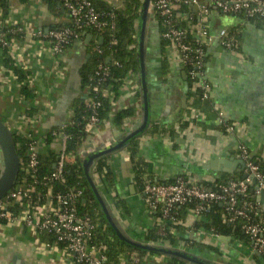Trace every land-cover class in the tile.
<instances>
[{"label": "crops", "instance_id": "0c3cea01", "mask_svg": "<svg viewBox=\"0 0 264 264\" xmlns=\"http://www.w3.org/2000/svg\"><path fill=\"white\" fill-rule=\"evenodd\" d=\"M100 1L122 6V0ZM67 24L69 16L63 8L56 15L41 0H9L7 14L0 10V38L11 35L8 56L20 70L29 72L30 87L36 94L34 100L21 96V84L14 71L6 67L0 46V119L21 143L27 142L30 133L40 138L42 157L58 153V141L48 142L46 137L70 124L75 101L88 97L80 72L97 53L91 46L93 35L87 43L91 34L86 33L67 50L55 54L47 35L55 26ZM144 29L141 53L140 20L138 44L131 56L133 66L117 98L113 94L108 97V119L102 125L87 127V138L69 158V164L78 163L92 178L113 228L133 243L180 251L183 255L179 258L187 264H263L250 253L249 244L235 240L225 243L203 225L197 226L202 219H196L188 208L180 211L184 225L176 229L174 242L169 238L161 243L154 232L156 214L148 207L143 187L146 180L168 183L183 174L205 185L240 176L243 164L236 150L241 144L264 162V22L212 12L209 29L215 38L206 56L211 93L201 100L189 96L185 69L179 62L169 61L166 49L163 51L159 19L148 13ZM222 29L234 38L237 53L220 45ZM127 109L132 114L117 123L118 113ZM220 110L235 126L234 132L228 133L221 125ZM2 157L0 150V170ZM108 170L113 186L106 180ZM105 219L110 224L106 214ZM106 226L103 222L105 230ZM152 234L159 242L148 241ZM50 239L46 234L39 238L18 221L2 224L0 264H73L64 250L45 247ZM123 254L126 258L118 263L168 264L174 257L150 251L127 250Z\"/></svg>", "mask_w": 264, "mask_h": 264}, {"label": "built area", "instance_id": "2783aa9c", "mask_svg": "<svg viewBox=\"0 0 264 264\" xmlns=\"http://www.w3.org/2000/svg\"><path fill=\"white\" fill-rule=\"evenodd\" d=\"M207 1L151 0L148 8V13L158 18L163 27L162 40L166 42L167 56L169 50L174 51L175 61L185 71L187 69L186 76L191 80L192 91L200 92L202 99H207L211 93L206 78V56L207 47L215 38L209 29L212 12L243 14L248 20L264 17V0ZM58 2L69 16V24L53 28L47 35L51 49L57 55L85 36L88 30L100 32L116 28L115 13L98 10L92 0ZM183 6L187 11H182ZM182 21H186L188 26H181ZM218 39L222 47L237 53V44L227 29L219 32ZM115 42L114 38L110 39V46ZM1 43L4 46L8 44L6 41ZM98 52L102 53V50L98 49ZM114 65L121 66L118 61ZM110 78V64L99 63L90 78L91 87L88 88L86 106L91 111V117L87 127L99 124L98 113L102 106L99 96L108 98L113 94L110 87L105 86ZM195 117L201 118L199 113ZM219 119L228 133L235 131V126L228 122L223 110L219 111ZM65 126L49 133L59 143L57 160L51 173H41V140L32 133L28 134L26 159L22 166L20 160L21 178L18 176L13 188L0 199V225L18 221L39 238L49 235L51 239L45 243V247L64 250L73 264H107L105 252L93 242L95 231L101 225L100 219L95 213L94 216L81 213L83 189L69 186L66 177L69 158L75 154L67 151ZM236 152L243 162L241 179L227 182L214 180L205 185L183 174L168 183L145 181L143 193L150 211L156 214L154 232L160 237L161 243L164 240L167 242L170 236L175 235L176 228L184 225L180 214L182 208H188L196 219H200L220 205L224 208L226 222L242 230L248 238L250 253L261 258L264 264V170L257 164L259 159L252 156L246 145H239ZM9 204L11 209L7 207ZM211 233L215 234L213 231ZM215 236L219 240L226 237ZM132 259L136 260V256Z\"/></svg>", "mask_w": 264, "mask_h": 264}, {"label": "trees", "instance_id": "16d2710c", "mask_svg": "<svg viewBox=\"0 0 264 264\" xmlns=\"http://www.w3.org/2000/svg\"><path fill=\"white\" fill-rule=\"evenodd\" d=\"M21 3H27L30 0H19ZM47 4L50 11L56 15H59L61 8H63L58 0H41ZM95 6L100 11H108L114 12L116 15L115 23L116 28L113 31L109 29H105L100 32H96L93 30H88L87 34H91L94 37L92 47L97 48V53H93L91 60L89 63L84 66L81 70V78H82V86L83 88H90L91 81L90 78L94 74L95 69L99 65V63L104 62L108 63V58L110 59L111 66V78L108 83L105 85L109 86L111 92L113 93V97L116 99L119 95V91L122 85L123 79L126 77L129 69L133 66L132 62V54L134 51L133 46H137L138 44V31L136 23L140 22V16L143 9V0H122V6L115 8L112 6H108L104 4L100 0H92ZM9 8V0H0V10H2L5 15L7 14ZM182 11H187L186 7H182ZM244 16L243 14H236ZM245 17V16H244ZM253 22H264V17L251 18ZM181 26L187 27L188 23L186 21H182L180 23ZM59 27L55 26L54 28ZM161 30L163 31V27L160 23ZM11 35L3 36L0 38V46L3 47L4 55H5V65L8 69L14 71L17 76L18 82L21 84L20 94L25 100H34L36 97L35 92L30 87L29 82V72H25L20 70L17 66L13 64L11 58L7 53V46H4L1 41H6L7 43L10 41ZM84 37V36H83ZM82 37V38H83ZM114 38L116 40L115 44L110 46V39ZM102 40V41H101ZM72 46V45H71ZM163 51L165 50L166 42L162 41ZM98 49L102 50V53L98 52ZM118 61L121 66L116 67L114 63ZM187 71V69H186ZM188 79V90L189 96L201 100L202 94L198 91H192L191 80ZM102 101V106L99 110V124L102 125L103 122L108 119L109 113L111 111V101L109 98L104 96H99ZM87 98L77 99L74 103V115L70 124H67L64 128V132L68 135L67 141V151L71 154H76L78 150L81 148L83 143L85 142L88 132L87 126L90 121L91 111L88 110L86 106ZM31 114V113H30ZM132 114V110L127 109L120 111L116 117V122L121 123L122 120L126 117H129ZM15 136V135H14ZM16 144L18 149V154L21 160V166L24 164V160L26 159V151H27V142L25 143L18 138H16ZM54 138L51 134L48 135L47 141L51 142ZM21 145V146H20ZM19 146V147H18ZM41 173H51L54 170V164L57 160V154L51 153L49 157H41ZM257 164L264 170V162L262 160H258ZM103 164H101L100 170H102ZM67 179L69 180V186H77L81 187L84 192V202L80 207V211L82 214L89 213L91 215H97L100 219V224L94 234V244L97 245L101 251L105 252L107 257V264H118L126 258L123 254L127 250H132V252L139 253H149L146 249L139 247L136 243L126 239L124 236L119 235L118 231L113 228L105 219V214L100 206L98 199L96 198L93 186L90 182V178L83 171V168L78 166V163L70 165L67 167ZM243 174L240 176H227L222 180L227 182L230 179H241ZM21 178V174H19V179ZM18 179V180H19ZM106 180L109 186H113L114 182L112 179L111 171H107ZM61 188H66L63 185L58 184ZM10 209L12 206L7 205ZM95 213V214H94ZM201 222L197 223V226L203 225L206 230L213 231L215 234L220 236H226L234 238L236 241H240L241 243H248V238L244 235L242 230L239 227H235L226 222L224 208L220 205L212 208L208 213H206L203 218H201ZM103 222L107 224L106 230L103 228ZM179 229V227H177ZM176 228V229H177ZM170 239L174 242V235L170 236ZM159 242L158 237L155 235L148 236V241ZM257 258V257H256ZM259 262L261 258H257ZM187 264V262L181 260L179 257H171L168 264Z\"/></svg>", "mask_w": 264, "mask_h": 264}, {"label": "water", "instance_id": "95a60500", "mask_svg": "<svg viewBox=\"0 0 264 264\" xmlns=\"http://www.w3.org/2000/svg\"><path fill=\"white\" fill-rule=\"evenodd\" d=\"M151 0H145L143 4V10L141 13L142 20V30H141V38H140V51L144 52V34H145V24L148 17V8ZM92 39V35L87 36V43ZM110 59H108V63ZM0 150L3 156V168L0 170V199H2L14 186L20 172V157L18 154L16 139L14 134L10 131V129L3 123L0 119ZM243 164V162H242ZM245 177V176H244ZM91 178V177H90ZM90 182L93 186L95 195L102 206L104 213L106 214L110 224L113 226L114 223L111 220L109 212L103 202V199L100 197V194L96 190L95 184L90 179ZM264 199V194H263ZM264 202V200H263ZM118 231V230H117ZM119 235H122L118 231ZM234 238L230 237H222L221 241L228 243L233 241ZM139 247H142L150 252L163 253L170 256L182 257L183 253L177 250L168 249L165 247H159L154 245H142L136 243ZM200 264H208V263H200Z\"/></svg>", "mask_w": 264, "mask_h": 264}, {"label": "rangeland", "instance_id": "374dc122", "mask_svg": "<svg viewBox=\"0 0 264 264\" xmlns=\"http://www.w3.org/2000/svg\"><path fill=\"white\" fill-rule=\"evenodd\" d=\"M145 0H143V2H144ZM143 10V9H142ZM142 13V12H141ZM139 20H141V16H140V19ZM136 26H137V31H138V27H139V21L136 23ZM168 58H169V61H175V56H174V51H172V50H169V53H168ZM1 155H2V153H1ZM2 160V162H3V157L1 158ZM1 165H2V167H1V169L3 168V163H1ZM208 252V251H207Z\"/></svg>", "mask_w": 264, "mask_h": 264}]
</instances>
